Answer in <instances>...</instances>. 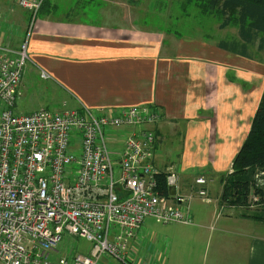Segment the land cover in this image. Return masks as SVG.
Segmentation results:
<instances>
[{
    "label": "crops",
    "instance_id": "0c3cea01",
    "mask_svg": "<svg viewBox=\"0 0 264 264\" xmlns=\"http://www.w3.org/2000/svg\"><path fill=\"white\" fill-rule=\"evenodd\" d=\"M123 1L48 0L31 26V75L48 73L43 79L52 85L45 82L43 89L62 91L63 109L139 106L161 113L147 126L156 134L153 162L167 171L171 166L158 161L157 151L168 147L177 155L176 193L192 200L187 206L171 201L190 211L193 222L159 225L147 217L131 241L135 263L264 264V221L220 202L221 178L231 171L263 95L264 63L248 52L239 27L232 36L215 37L199 24L173 31L163 26L166 20L147 23L154 11H168L171 2L182 0ZM5 4L0 45L18 50L28 9ZM119 131L126 136L129 129ZM200 176L208 179L211 202L197 196ZM214 181L221 188L212 195Z\"/></svg>",
    "mask_w": 264,
    "mask_h": 264
},
{
    "label": "built area",
    "instance_id": "2783aa9c",
    "mask_svg": "<svg viewBox=\"0 0 264 264\" xmlns=\"http://www.w3.org/2000/svg\"><path fill=\"white\" fill-rule=\"evenodd\" d=\"M42 2L21 0L33 17ZM26 42L17 52L0 45V264H99L104 256L137 264L131 241L147 217L193 222L171 201L187 206L191 195L157 190L156 134L147 126L161 113L139 106L15 112L30 59ZM122 128L129 131L117 152ZM165 172L177 185L176 170ZM207 182L195 181L205 203L212 200ZM64 233L85 237L90 253L53 259Z\"/></svg>",
    "mask_w": 264,
    "mask_h": 264
},
{
    "label": "rangeland",
    "instance_id": "374dc122",
    "mask_svg": "<svg viewBox=\"0 0 264 264\" xmlns=\"http://www.w3.org/2000/svg\"><path fill=\"white\" fill-rule=\"evenodd\" d=\"M46 1L48 2V0H43L38 13H41V9L44 6ZM127 1L128 3L130 2L131 4V2L135 0H127ZM169 1L171 2V0ZM108 2L109 0H106V4H108ZM181 2H183V6H181ZM5 3L14 5V10H17V9L23 10V8H25L21 4V0H18V1L16 0L6 1L5 0L4 3L3 1H0V9H4L6 7ZM171 4H172L171 6L172 8L168 9V11H161V10L160 12L154 11L153 13H156L154 14V17H153L154 19H148L147 23H150L152 25H159L161 20H166V21H162L163 26L169 25L170 27L168 28L173 31L174 29H177L179 31H191L193 30V28L196 29V25L199 24L201 31L211 32L215 35V37L218 34L225 35V37H229V36H232V32L237 31L238 24L232 23V24H229L223 27L222 26L223 18L220 14L212 15L211 13L207 11L206 7L197 5V3L189 4L186 2V0H182L180 1L179 4L177 3V1H173L171 2ZM46 7L47 6L45 5V9ZM155 8L156 6L154 7V9ZM161 8H163L164 10L167 9V7H164V5L161 6ZM25 10L26 9H24V12ZM26 12L28 13L27 14L28 21H27V27L25 26V30L26 29L27 30L25 31L24 36L22 40L20 41V43L22 44L23 42L27 41L26 44L28 48L30 35H31L30 27H31V24L34 23L33 19L34 18L36 19V17L38 16L33 17V12L29 9ZM136 14L137 12L133 11L131 16L135 17ZM166 28L167 27H165V29ZM245 44H247L248 52H250L251 54L253 53L254 54L253 56H255V58L259 60V62L262 61L264 63V32L257 33L252 42H246ZM7 45H10V44L8 43ZM14 51L17 52L19 51V49L14 50ZM29 57H30V54H29ZM28 63L26 65V71H25V76H24L25 88L23 86L21 87L22 94H24V96L22 95L23 97L16 104L15 111L19 113H27V112H32L37 109L45 108V107L48 109L54 110V111L62 110L63 109L61 108L62 100L58 97L59 94L60 95L62 94V91H60V93H58L57 90H55L56 93L54 91H49V90L45 91L43 89V84H45V82H49V84L52 85V82L43 79L44 77L41 78L40 75L32 76L30 73L31 71L29 69L34 68V65L30 63L28 64ZM161 118H162V115H161ZM117 137H118V141H117V144L113 145V149H115L117 152H120L125 142V133L119 131ZM167 150H168V147L166 149L165 147H162L160 151H157L156 156L158 158V161L164 160L170 164L171 167L169 168H174L175 170L177 168L179 170L178 165H176L177 163H179L177 159V155L168 153ZM159 163H162V162H159ZM192 173H198V172H192ZM220 188H221L220 182L218 181L212 182V195L218 194L220 192ZM158 224L160 225L164 223H161L159 221ZM148 238L150 239V236H148ZM91 248H92L91 242L88 241L85 237L74 236V235H69V234L64 233L62 240L57 248L58 252L55 253V255L53 256V259L56 260L67 254H77V253L89 254L91 251ZM142 250H145V248H142ZM132 252H134L137 255V251H135L134 249H132ZM99 264H123V261L117 257L104 256L101 259Z\"/></svg>",
    "mask_w": 264,
    "mask_h": 264
},
{
    "label": "trees",
    "instance_id": "16d2710c",
    "mask_svg": "<svg viewBox=\"0 0 264 264\" xmlns=\"http://www.w3.org/2000/svg\"><path fill=\"white\" fill-rule=\"evenodd\" d=\"M207 8L212 15L220 14L223 27L238 24L239 32L246 42H252L257 33L264 32V0H186ZM41 9V13L45 9ZM226 17V18H225ZM247 138L238 154L234 156L231 171L221 178L223 190L221 205L244 208L245 216L264 221V91L258 105ZM157 190L161 195L170 197L168 174L161 170ZM252 194L259 199L251 200Z\"/></svg>",
    "mask_w": 264,
    "mask_h": 264
},
{
    "label": "water",
    "instance_id": "95a60500",
    "mask_svg": "<svg viewBox=\"0 0 264 264\" xmlns=\"http://www.w3.org/2000/svg\"><path fill=\"white\" fill-rule=\"evenodd\" d=\"M169 187H170V195L174 196L176 194V185L175 183V178L173 176H170L169 179Z\"/></svg>",
    "mask_w": 264,
    "mask_h": 264
},
{
    "label": "bare ground",
    "instance_id": "6f19581e",
    "mask_svg": "<svg viewBox=\"0 0 264 264\" xmlns=\"http://www.w3.org/2000/svg\"><path fill=\"white\" fill-rule=\"evenodd\" d=\"M159 169V168H158ZM160 171H159V173L158 174H160V172H161V169H159ZM158 176V175H157ZM255 196H258L257 194H252V196H251V200L254 202V197Z\"/></svg>",
    "mask_w": 264,
    "mask_h": 264
}]
</instances>
